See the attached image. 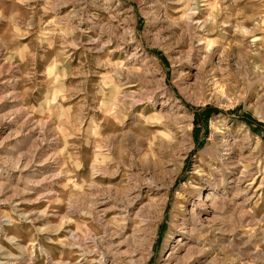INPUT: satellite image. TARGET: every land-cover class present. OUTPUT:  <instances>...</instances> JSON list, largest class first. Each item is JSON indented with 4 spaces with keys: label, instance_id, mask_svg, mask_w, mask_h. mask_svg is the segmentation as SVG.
I'll return each instance as SVG.
<instances>
[{
    "label": "rangeland",
    "instance_id": "374dc122",
    "mask_svg": "<svg viewBox=\"0 0 264 264\" xmlns=\"http://www.w3.org/2000/svg\"><path fill=\"white\" fill-rule=\"evenodd\" d=\"M228 157L246 207L202 217L264 264V0H0V264H195L179 224Z\"/></svg>",
    "mask_w": 264,
    "mask_h": 264
},
{
    "label": "bare ground",
    "instance_id": "6f19581e",
    "mask_svg": "<svg viewBox=\"0 0 264 264\" xmlns=\"http://www.w3.org/2000/svg\"><path fill=\"white\" fill-rule=\"evenodd\" d=\"M161 121H163V119ZM224 142H226V141H224ZM229 151H230V148H229ZM205 152H207V151H205ZM205 152H203V153H205ZM217 158H218V156H217ZM247 159L248 160L252 159L251 154H249L247 156ZM221 162L222 163H220V164L223 165V168L221 170L217 169L218 171L216 170L214 172V174H216L215 178H211V176H208L206 178L203 176L201 177L202 183L200 185L203 187H207L212 191L211 193H209L206 196L205 199L200 197L201 196L200 189L198 190V188L197 189L195 188L199 192V194H198L199 197L196 201V206L198 207L196 218H193L190 220V218H187V217L185 218L183 216L184 218H182V221L179 224L180 229H181L180 230L181 231L180 236H183L185 239L188 240V243L185 244L186 245L185 257L189 258V262L191 261V263H195V264L199 263L202 258L207 256V254L212 255L210 264L211 263H217L219 261V258H220L219 256L221 254H223L224 250H226V249L228 250V253H229L230 258H231L230 259L232 262L231 264L238 263L235 261V256L238 254L239 249H237V245H236L237 243L235 242V233H234L235 230L233 229L234 227L233 228L231 227V229H229V230H224L223 229L224 226H222L224 224H219L216 221L217 219H219L217 217V215L214 214L211 219H204L202 217V215H207V213L209 212V211H207V208H209V207L212 209V213H216V214L222 213L223 211H225V208H227V207H232L234 209L238 205V206H242V208H245L246 207L245 206L246 205L245 196L251 191L252 187L254 186L255 179H253V171L251 172V170L248 171V170H245L243 168L240 170L239 160H236L233 157H228L226 159H222ZM263 177H264V174L262 175V179H261V184H263V186H264ZM195 189H194V191H196ZM217 192H218V194H217ZM241 195H243L244 198L241 202L240 201L238 202V200L240 199L239 196H241ZM94 202H95L94 200L91 201L90 205H93L96 203V202L95 203ZM118 207L120 208V206H118ZM129 207H131L130 204H128L126 206V208H122L121 211L122 212L124 211L125 214L123 213L124 215H121V216L127 217V213H129L131 210ZM143 209L144 208L137 209L136 212L134 213V215L136 217H139V216L141 217L144 214ZM237 211H238V209H237ZM240 213H242V212H240ZM245 213L246 212H244V215H245ZM219 217H220V215H219ZM226 217H227V215H226ZM232 217H233V215H232ZM226 221H227V219H226ZM230 225H232V224H230ZM122 227H125V226H122ZM109 229L112 231V234H116L117 237H119V238H121L122 233H124L123 232L124 229L119 228L117 226H111V228L109 227ZM221 233H230V234H229V236L227 234H226V236L224 235L225 238H223L224 236L221 235ZM71 235H74V232ZM248 237H249V235H248ZM124 240H126V239H124ZM76 241H77V245L75 244V246H77L78 248H80L82 250V252H83L82 254L83 255L89 254L88 250L85 248L87 245L86 242L82 238H79V237H78V239H76ZM122 242L123 241H118V244L121 246ZM123 244H124V242H123ZM174 252L175 251L169 252L168 257H167V262H165V264H168L172 260H174V258H175ZM124 253L128 254V250L124 251ZM109 256H110V254L108 255V254H106V252H102L101 254H99V257L97 259V263L98 264H107L106 262H107V258ZM128 256H129L130 262L134 263L135 259L133 258V255L131 254ZM227 257H228V255H227ZM188 264H190V263H188Z\"/></svg>",
    "mask_w": 264,
    "mask_h": 264
}]
</instances>
